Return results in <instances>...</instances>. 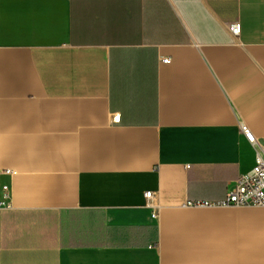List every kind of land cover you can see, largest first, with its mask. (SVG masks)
I'll list each match as a JSON object with an SVG mask.
<instances>
[{"label": "crops", "instance_id": "crops-1", "mask_svg": "<svg viewBox=\"0 0 264 264\" xmlns=\"http://www.w3.org/2000/svg\"><path fill=\"white\" fill-rule=\"evenodd\" d=\"M242 126L264 0H0V264H264Z\"/></svg>", "mask_w": 264, "mask_h": 264}, {"label": "built area", "instance_id": "built-area-1", "mask_svg": "<svg viewBox=\"0 0 264 264\" xmlns=\"http://www.w3.org/2000/svg\"><path fill=\"white\" fill-rule=\"evenodd\" d=\"M229 30L234 37L241 35L240 23L230 25ZM168 63V61H165ZM113 122L120 123V117L116 116ZM242 133L248 142L256 149L255 166L249 175L241 177L235 187L229 191L225 199L221 201H206L190 204L192 207L202 208H264V144H261L255 135L246 126H242ZM152 193H147L146 198L151 199ZM3 204L10 200L8 188H4Z\"/></svg>", "mask_w": 264, "mask_h": 264}]
</instances>
